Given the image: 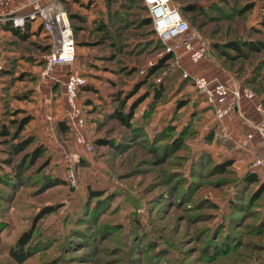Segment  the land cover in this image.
<instances>
[{"label": "rangeland", "instance_id": "1", "mask_svg": "<svg viewBox=\"0 0 264 264\" xmlns=\"http://www.w3.org/2000/svg\"><path fill=\"white\" fill-rule=\"evenodd\" d=\"M170 1L192 6L185 17L205 47L199 63L167 51L151 21L142 23L148 14L139 0H97L88 11L65 5L85 22L75 24V61L56 76L84 81L80 132L90 152L74 143L69 125L67 136L54 131L65 116L63 90L39 77L45 55L35 45L43 37L16 43L0 34V129L11 133L10 121L28 116L18 136H32L43 149L23 184L0 185V264H264V191L252 195L257 185L240 182L247 171L264 182L263 139L241 146L258 118L254 104L264 112V48L237 58L211 47L227 40L264 44L263 0ZM197 75L246 87L253 101L219 121L194 90ZM118 93L120 104L111 96ZM115 109L131 110L129 128L111 118ZM7 139L0 137V157ZM224 161L230 166L213 169ZM27 232L26 256L16 263L8 252Z\"/></svg>", "mask_w": 264, "mask_h": 264}, {"label": "built area", "instance_id": "2", "mask_svg": "<svg viewBox=\"0 0 264 264\" xmlns=\"http://www.w3.org/2000/svg\"><path fill=\"white\" fill-rule=\"evenodd\" d=\"M142 3L157 39L169 45L167 51L172 53L181 51L191 64L199 63L204 59V45L196 40V35L190 30L189 25L170 0H142ZM11 4L19 5L18 8H29V10L26 13L17 14L15 10L6 12L5 9ZM36 19L41 22L42 29L47 34L50 43V51L44 57L39 77L40 79H52L53 82L61 85L65 118L73 130L74 143L83 151L90 152L91 149L84 143L80 132L85 121L77 98L79 87L84 84V81L73 73H65L61 80L56 76L58 69L71 65L75 61L76 55L72 31L62 6L54 0L49 2L0 0V25L8 22L12 28L23 30L26 21ZM192 85L219 121L228 115L238 114L241 103L253 101L254 97L252 91L246 87L224 83L217 78L202 75L192 77ZM254 109L258 118L249 132L245 133L241 143L243 148H248L256 135L264 141V112L259 104H254ZM253 165L259 166L260 160L256 159Z\"/></svg>", "mask_w": 264, "mask_h": 264}, {"label": "trees", "instance_id": "3", "mask_svg": "<svg viewBox=\"0 0 264 264\" xmlns=\"http://www.w3.org/2000/svg\"><path fill=\"white\" fill-rule=\"evenodd\" d=\"M139 1L141 4L142 0H139ZM61 2H62V4L64 3V6L62 5V7H63L64 11L66 12V15H67V18L69 21V25H70L72 35H73V42H74V46H75V51H76L77 42H75L74 31H76V28H79V27L75 26V24L76 25L83 24L85 21L83 20V18L79 14L67 12L65 5H67V4L68 5H77L78 4L79 6H81L82 9H84L85 11H88L91 8V6L96 4L97 0H86L84 3H81V0H66V1H61ZM246 2H249V0ZM142 7H144L143 3H142ZM250 7H251V5L248 4V5L244 6V9H242V10L243 11L247 10ZM176 8H177L179 14L181 15V17L188 24L189 19L188 20L186 19L185 14L190 13L193 10L192 6L191 5H182V6L176 7ZM262 8L264 9V0H263V7ZM146 13H147V11H146ZM31 21L29 20V21L25 22V27L23 30L12 28L10 26V24L4 23L3 25H0V33L9 34L10 37L16 41V43H19V42L23 43L26 41L29 42V39L31 37H35V36L40 35L41 28H42L41 24H40L36 27V29L33 33L30 32V22ZM97 22H99V21H97ZM142 23L144 25H146V24L150 25V19H149L148 15L142 19ZM262 25L264 27V20L262 22ZM102 27H103V25H101V24L97 25L96 26L97 31L102 32ZM42 37H43L44 43L43 44H37V45H35V47H36V50L39 54L46 55L50 51L49 38L46 34H43ZM211 47L223 56L226 55L224 50H229V51H232L237 58H241V57L245 56L243 53L244 51H242V50L245 49V52H247V53L260 52L264 48V44L261 41L227 40V41L222 42L221 44H213V45H211ZM75 57H76V55H75ZM168 59H169L168 56H165L162 59L158 60V62L154 66H152L151 68H149V70H147L148 71L147 76L148 77L151 76L153 74L154 70L160 68L163 65V63ZM0 60H1V64H2L3 63L2 56H1ZM41 65H42V62H41ZM0 71L6 72L5 68L3 69L2 67H0ZM146 80L147 79L143 80L142 83H140V85L144 84V82H146ZM82 88L87 89L83 85L81 86L80 89H82ZM159 92H160V89L158 87L156 89L155 93L158 95ZM119 94L120 93L115 94V95H111V96H112V99L114 101H117L120 104L121 101L119 100ZM77 98H78V92H77ZM111 118L116 120L119 125L126 127V128H129L128 126H129V120L131 119V110L127 113H122V111H120V109L112 110ZM28 122H29V117L25 116V117H22L18 120L10 121V124H12L14 126L11 133L5 127H1V129H0V137L8 138L7 140L9 143L8 149L5 151H2L5 154V156L0 157V185L6 184V186H12V185L23 184L24 172L27 169H29L35 165L36 161L38 160V157L40 156V154L43 151L42 145L39 143H35L34 138L32 136H21V137L18 136L20 134L22 128ZM53 128H54L55 133H57L59 135L67 136L69 129H68L67 119L65 118V116L62 119H58V120L54 121ZM114 148L119 149V148H121V145L117 144L114 146ZM12 157L17 158V160L13 161L11 159ZM228 166H230V161H224L221 164L215 165L213 167V169L217 172H222L223 169H225V167H228ZM52 181L55 182V180H53V179H52ZM240 182L243 186L244 185L250 186V185H254V184L257 185L256 189L254 190V192H256V193L253 194L254 192H252V195L260 196L261 195L260 192L264 191V182L259 181L258 176L256 175V173L254 171L245 172V174L242 175ZM90 194H93V196H97L98 193L94 192V191H90L89 195ZM46 213H47V211H42L41 216L46 214ZM30 235L31 234L29 232L23 233L17 239V241L15 243V247L10 249L8 252L11 260L15 261L16 263L22 262V260L26 256L25 254L27 253V251H25L26 249H24V248L26 247L27 243L30 240ZM82 239H84L85 242L87 241V244H89L88 237L86 238V237L82 236ZM222 245L225 247V250H226V248L229 247L228 238L226 237V235L224 236V238L222 240ZM205 248H209V249L213 248V245L207 243V246H205Z\"/></svg>", "mask_w": 264, "mask_h": 264}, {"label": "crops", "instance_id": "4", "mask_svg": "<svg viewBox=\"0 0 264 264\" xmlns=\"http://www.w3.org/2000/svg\"><path fill=\"white\" fill-rule=\"evenodd\" d=\"M43 2H49L50 0H42ZM52 1V0H51ZM54 1H56V2H59L60 3V5L62 6H64V3L62 4V2L61 1H66V0H54ZM86 0H81V3H84ZM18 6L19 5H17V4H11L9 7H7L5 10H6V12H12L13 10H15L14 12H15V14H17V13H26V11L28 12V10H29V8H23V7H21V8H18ZM77 7H79L80 9H82L81 8V6H79L78 4H77ZM63 8V7H62ZM64 10V9H63ZM82 10H84V9H82ZM65 12V11H64ZM65 15H66V12H65ZM66 18H67V15H66ZM67 20H68V18H67ZM5 23H8V22H5ZM68 23H69V21H68ZM9 24V23H8ZM41 24V22L39 21V20H33V21H31L30 22V32H34L35 31V29H36V27L38 26V25H40ZM41 27H42V25H41ZM0 34H2V33H0ZM43 34H46L45 32H44V30L41 28V33H40V35H38L39 37H41ZM2 35H4L5 36V39H7V38H11L10 37V35L9 34H7V33H3ZM47 35V34H46ZM0 58H1V52H0ZM42 65H43V62H42ZM246 107V105H243V109ZM247 109L248 108H245V110L247 111ZM240 112V111H239ZM259 139H255V141L253 142V144H254V146H255V148H257V149H259L260 147H261V145H262V143H260L259 141H258ZM261 144V145H260Z\"/></svg>", "mask_w": 264, "mask_h": 264}]
</instances>
